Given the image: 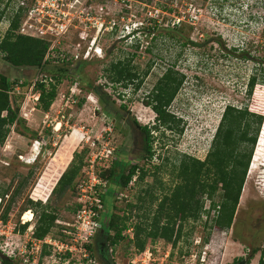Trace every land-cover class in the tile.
<instances>
[{
    "label": "rangeland",
    "instance_id": "rangeland-1",
    "mask_svg": "<svg viewBox=\"0 0 264 264\" xmlns=\"http://www.w3.org/2000/svg\"><path fill=\"white\" fill-rule=\"evenodd\" d=\"M108 6L109 12L117 15L116 27L100 35L93 43L94 47L98 46L99 53H95L94 47L86 53L91 44L88 41L90 37L83 41L78 36L80 29L71 30L50 55L49 67L62 66L68 70L57 85V95L50 108L42 111L38 104L29 120L21 118L23 121L16 123L14 129L11 127L13 124L9 126L10 131L0 145V191L8 190L0 200V216L10 205L6 220L12 227L16 225L12 233L16 243L37 242L34 239L38 238L32 231L38 212L27 200L41 201L49 204L57 214L48 234L59 238L63 223L74 220L76 193L67 188L61 195L51 194L55 184L50 192L46 191L55 173L57 163L53 158L58 149L61 147L60 164L64 171L74 151L79 154L74 159L77 162L82 155L86 160L91 151L106 154L111 148L112 154L99 167L102 171L113 161L116 171L113 180L101 186L109 195L104 209L129 216V227L123 231L127 237L112 247L113 252L107 253V257L112 264H129L127 257L136 250L132 243L134 225L146 211L151 217L159 199L170 194L179 181L171 171L184 154L204 160L225 107L233 104L261 114L262 123L230 227H212L215 211L209 209L208 215L204 213L199 220L183 224V231L188 233L190 240L187 245L180 240L175 247L171 242L158 238L153 242L148 240V247L155 259L151 264H161L166 254L168 258L162 260V264H176L186 249L194 247L195 240L201 241L197 247L202 250L206 237L208 242L211 241L212 257L209 259L213 264H232L233 259L245 250H248V260L244 264H259L260 250L264 247V222L260 220L264 208V70L261 69L264 66V0H136L131 2L127 11L112 4ZM8 7L6 13L0 15V39L11 24ZM3 9L4 2L0 4V12ZM174 24L178 25V30L169 31ZM14 32L18 34L17 29ZM233 48H242L245 53L233 51ZM118 61L130 63L133 71L137 72L135 83L124 87L122 83L111 82L112 64ZM168 67L184 76L183 84L169 106L180 120L178 127L181 132L165 127L152 129L157 123L156 113L145 103ZM38 71L35 66H14L0 53V74L9 80L28 82ZM251 74L257 75V83L249 95L247 81ZM137 82L139 85H135ZM89 84L104 92L106 103L99 99ZM74 88L77 96L72 102L67 97ZM134 120L152 130L153 155L150 159L143 157L144 131L134 124ZM57 122L61 123L59 130H55ZM25 128L36 134L32 135ZM18 133L26 136L21 143L13 142L20 140ZM38 134L43 136V140L33 153H28ZM8 139L12 147L3 150ZM133 164H138L146 174L141 180L137 177L141 173L138 170L128 186L122 187L119 175L127 172ZM81 174L82 169L76 182ZM38 188L48 193L44 200L33 194ZM146 188H150L159 199L150 204L147 201L146 206L139 209L138 196H143ZM219 197L218 193L213 199L217 201ZM203 201L204 208L208 210L210 198ZM130 203L135 206H128ZM28 209L34 212V219L25 223L27 226L22 230L25 224H20V217ZM107 218L108 213L103 212L101 231ZM29 226L32 229L28 230ZM247 232L248 237L244 239ZM96 235L92 239L93 253L100 260ZM105 249L103 247L101 252ZM46 251L39 249L32 253L35 257L40 256L38 263H33L31 258L26 261L27 256L22 255L13 262L66 264L63 257L45 258Z\"/></svg>",
    "mask_w": 264,
    "mask_h": 264
},
{
    "label": "trees",
    "instance_id": "trees-1",
    "mask_svg": "<svg viewBox=\"0 0 264 264\" xmlns=\"http://www.w3.org/2000/svg\"><path fill=\"white\" fill-rule=\"evenodd\" d=\"M3 2L5 3V9L0 12L1 16L6 13V8L9 5V2L0 0V4ZM9 17L11 24L5 36L0 39V53L3 54L7 62L14 66H35L41 68L52 78V81H49L48 85L45 82L37 83V88L40 91L39 107L42 111H47L57 95V85L66 76L68 70L62 66L49 67L51 57L49 56L44 61L49 45L48 42L30 36L15 34L14 31L18 28L21 15L20 13H16ZM177 24H174L169 31H177ZM186 41L189 40L187 39ZM232 50H239L243 54L245 53V50L242 48H233ZM112 67L113 74L110 80L114 84L122 83L125 87L130 83H135L134 80L138 78L137 72L133 71L130 63L118 61L113 63ZM261 69L264 70V66ZM16 81L9 80L6 76L0 74V145L4 142L10 131L9 126L15 122L23 121L18 115V104H12L7 92L10 86ZM183 81V74L170 67L158 79L145 102L156 113L157 123L152 129L157 130L159 127H165L170 130L175 129L177 132L182 131L178 127L179 118L169 110V106L179 88L182 86ZM27 83L24 81V84ZM139 83L137 82L135 85H139ZM256 83L257 75L251 74L247 81V93L249 95L252 94ZM89 86L99 96L102 102H107L105 101L104 92L100 91L98 86L92 84H89ZM133 122L139 129L144 131L143 157L150 159L153 155L152 142L154 137L151 134L152 130L147 126H140L136 120ZM261 123V114L251 112L247 108H239L233 104H228L224 109L214 139L204 160L184 154L179 164L174 166L171 171L179 181H176L170 194L164 195L159 199L150 188H146L144 190L145 194L138 196L140 205L136 207L139 209H143L147 201L149 204L153 203L156 199H159V201L157 202L156 208L152 211L151 217L146 211L141 216L140 221L134 225L135 231L132 243L136 248L135 252L143 251L148 245V240L153 242L158 238H163L171 242L175 247L180 240L187 245L190 240L187 238L188 233L183 231V224L189 220L193 222L199 220L204 213L208 215L209 209L215 211L212 227L218 229L221 227H230ZM25 130L31 132L32 135L36 134V132L31 131L29 128H25ZM24 133L26 132H22V134ZM73 155L70 163L63 171V166L60 164L61 147L58 149L57 154L53 158V161L57 163L55 173L52 175V181L49 182L50 186L46 188L47 192H50L54 184L51 194L58 193V195H61L67 188L73 189L75 192L76 178L79 176L85 164V158L83 159L82 155L75 162L74 159L79 154L74 151ZM138 170H141V173L137 177L142 180L146 172L142 168H139L138 164H133L127 172H122L119 175V184L122 187L128 186V183L136 175ZM115 173V164L112 161L110 165L100 171L102 182L108 183L112 181ZM101 186L98 190V197L103 208L101 207L99 210V220L103 212L108 213V218L106 219L103 231L100 228L97 232L96 246L99 249L98 255L101 263L112 264L107 257V250L109 247H114L121 239L127 237L123 234V231L129 227L127 224L129 216L125 214L119 215L113 211L110 212L104 209L105 206L107 207L109 195ZM39 188L33 194L38 199L44 200L48 193L41 192ZM7 191H0L1 199L7 195ZM218 193L220 197L215 201L213 196ZM206 197L210 198L208 210L204 208L203 199ZM27 201L38 212L37 223L33 234L37 238H43L55 224L57 214L55 210L50 209L49 204H43L41 201L31 199ZM128 206L133 207L135 205L130 203ZM112 207L113 204L111 203L110 208ZM9 209L10 205L7 206L0 216L1 219H7ZM150 211L151 209L149 208ZM26 226V224L23 225L22 230ZM203 241L207 242L208 239L205 237ZM94 247V244L89 245L91 251L94 250ZM103 247H106V249L104 252H101ZM180 252H182V249ZM172 254L174 255V253ZM130 255L131 253L128 257ZM2 264L16 263L8 259H3Z\"/></svg>",
    "mask_w": 264,
    "mask_h": 264
},
{
    "label": "built area",
    "instance_id": "built-area-1",
    "mask_svg": "<svg viewBox=\"0 0 264 264\" xmlns=\"http://www.w3.org/2000/svg\"><path fill=\"white\" fill-rule=\"evenodd\" d=\"M9 2V16L20 13V22L17 33L30 36L48 42V49L44 61L56 51L55 47L62 43L68 37L71 30L80 29L78 36L81 40H88L91 44L86 49V53L94 47L93 43L98 37L107 31H112L116 27L115 15L109 12L108 4L119 6L122 11L130 9L132 1L136 0H5ZM121 11V12H122ZM117 16V15H116ZM80 27V28H79ZM78 46L80 44H77ZM95 53L98 52V46L94 47ZM52 81V78L42 72L39 68L38 73L31 78L27 84L24 80L14 82L7 91L11 102H16L19 107L18 115L20 118L29 120L39 104L40 91L37 88L38 82L46 84ZM76 88V84L74 83ZM74 90L67 99L75 102L77 94ZM47 117V113L45 114ZM16 122L11 126L14 129ZM38 140L32 144V147L38 148ZM106 150V149H104ZM103 154L102 151H91L82 168L81 178L76 182V209L74 220L64 222L60 231L59 238L49 234L43 238L34 239L37 242H28L18 245L12 233L16 225L12 227L9 220L0 218V264L3 259L13 261L18 255L27 256L33 263H38L40 256L35 257L32 254L39 249L47 250L45 258L63 257L66 264H102L101 260L90 250L89 245L92 239L101 228L99 220V210L102 207L98 197L99 187L103 184L100 176V163L112 154L109 148ZM107 167V166H106ZM1 200V198H0ZM29 212L30 219L24 218V214ZM20 217V224L32 222L34 212L31 209L24 211ZM32 229L31 226L28 230ZM33 232V231H32ZM208 242V241H207ZM205 243L202 250L197 246L201 241H194V247L184 251L176 264H213L210 261L212 257L211 241ZM38 243V244H36ZM34 244V245H32ZM149 245V243H148ZM147 247L141 252H133L128 257L129 264H151L155 261L152 258L153 251ZM44 247V248H42ZM200 250V251H199ZM202 251V252H201ZM113 248H108V253L112 254ZM211 253V254H210ZM138 257L137 259L134 257ZM214 257V256H213ZM168 258L166 254L162 260ZM215 258V257H214ZM24 259V261H25ZM135 259V260H134ZM161 260V264H162ZM115 264H120L115 262ZM127 264V263H126ZM259 264H264V253L259 258Z\"/></svg>",
    "mask_w": 264,
    "mask_h": 264
},
{
    "label": "flooded vegetation",
    "instance_id": "flooded-vegetation-1",
    "mask_svg": "<svg viewBox=\"0 0 264 264\" xmlns=\"http://www.w3.org/2000/svg\"><path fill=\"white\" fill-rule=\"evenodd\" d=\"M260 220H262L264 222V208H262ZM243 237H244V239H247L248 232H247V234H244ZM244 246H245V248H247L246 244H244ZM263 250H264V247L260 250V256L262 255ZM247 251L246 250L243 251V253H241V255L237 259H233L232 264H244L245 262H247V260H248V252Z\"/></svg>",
    "mask_w": 264,
    "mask_h": 264
},
{
    "label": "crops",
    "instance_id": "crops-1",
    "mask_svg": "<svg viewBox=\"0 0 264 264\" xmlns=\"http://www.w3.org/2000/svg\"><path fill=\"white\" fill-rule=\"evenodd\" d=\"M18 136H19V138H20V140H15V141H13V142H16V141H19L20 143H21V141L24 139V138H26V136H23V135H20L19 133L17 134ZM18 136H16V137H18ZM13 139H15V137H13ZM34 140H38V142L40 143V141L41 140H43V136H41L40 134H38V136H37V139H34ZM11 142H12V140H11ZM10 143H9V139H8V143H6L5 145H4V147H3V150H7V149H9V146H11V145H9ZM14 144V143H13ZM27 144V143H26ZM23 145V144H22ZM14 146V145H13ZM24 146H26V145H24ZM12 147V146H11ZM15 147V146H14ZM27 147V146H26ZM28 148V147H27ZM36 150V148H30V150H29V148H28V153H33V151H35Z\"/></svg>",
    "mask_w": 264,
    "mask_h": 264
},
{
    "label": "bare ground",
    "instance_id": "bare-ground-1",
    "mask_svg": "<svg viewBox=\"0 0 264 264\" xmlns=\"http://www.w3.org/2000/svg\"><path fill=\"white\" fill-rule=\"evenodd\" d=\"M60 126H61V123L60 122H57L56 126H55V130H59L60 129ZM31 217V214L29 212H26L24 214V218L25 219H30Z\"/></svg>",
    "mask_w": 264,
    "mask_h": 264
}]
</instances>
